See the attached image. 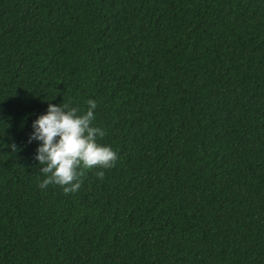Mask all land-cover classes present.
Wrapping results in <instances>:
<instances>
[{
	"label": "trees",
	"instance_id": "1",
	"mask_svg": "<svg viewBox=\"0 0 264 264\" xmlns=\"http://www.w3.org/2000/svg\"><path fill=\"white\" fill-rule=\"evenodd\" d=\"M88 98L115 164L41 189ZM0 264H264V0H0Z\"/></svg>",
	"mask_w": 264,
	"mask_h": 264
},
{
	"label": "clouds",
	"instance_id": "2",
	"mask_svg": "<svg viewBox=\"0 0 264 264\" xmlns=\"http://www.w3.org/2000/svg\"><path fill=\"white\" fill-rule=\"evenodd\" d=\"M81 110L68 103L47 104L46 110L31 122L28 142L37 141L34 159L40 165L38 181L41 189L49 184L60 186L65 193H75L81 187L85 170L97 168L96 176L103 178L104 169L112 167L117 152L109 144H102L98 138L105 130L93 123L97 102L86 101ZM13 152L17 145H10Z\"/></svg>",
	"mask_w": 264,
	"mask_h": 264
}]
</instances>
